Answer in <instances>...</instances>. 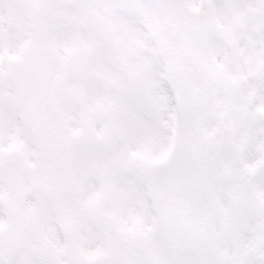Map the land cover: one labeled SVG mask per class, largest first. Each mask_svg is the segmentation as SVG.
<instances>
[{
  "label": "snow or ice",
  "instance_id": "6c2138e0",
  "mask_svg": "<svg viewBox=\"0 0 264 264\" xmlns=\"http://www.w3.org/2000/svg\"><path fill=\"white\" fill-rule=\"evenodd\" d=\"M0 264H264V0H0Z\"/></svg>",
  "mask_w": 264,
  "mask_h": 264
}]
</instances>
